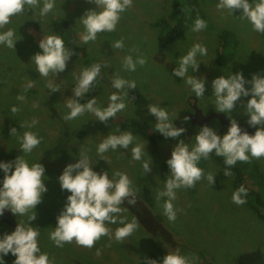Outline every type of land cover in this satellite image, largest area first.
Masks as SVG:
<instances>
[{"label":"rangeland","instance_id":"1","mask_svg":"<svg viewBox=\"0 0 264 264\" xmlns=\"http://www.w3.org/2000/svg\"><path fill=\"white\" fill-rule=\"evenodd\" d=\"M174 1L177 0H132L131 6L120 14L113 31L98 32L96 39L87 43L80 41L83 26L78 17L85 10L95 8L92 0H55L53 10L44 17L39 15V5L26 6L0 28V31L11 28L19 36L14 48L0 44V159L12 160L20 154L29 162L39 160L47 177L44 180L47 190L34 210L17 217L8 210L0 215V234L10 232L17 222L27 224L29 213L35 211V218L29 223L38 229V246L48 254L52 264H145L146 255L157 246L166 252L178 250L189 259L190 264H264V217L257 212L260 210L264 214V206L255 211L245 198L243 204L233 203L231 194L236 189L234 174L229 171L226 176L225 167L216 162L213 155L208 154L204 158V165L198 164L202 169L200 180L189 188L175 190V199L172 200L176 212L174 220L169 221L163 214L165 198L157 199V192L163 189L165 182L160 166L166 164L165 159L170 155L172 146L179 139L191 146L194 133L205 125L192 120L193 104L209 117L206 124L218 134L227 129L228 124L213 115L216 111L212 103L214 97L211 96L212 78L223 71L227 74L228 70L233 73L239 70L246 79H250L253 73L264 74V31L255 32L246 18H240L242 9H233L232 14L226 9H218L217 0H180L182 15L199 9L206 27L193 32L190 24L179 39L161 46L159 30L153 23L171 12ZM59 18L69 23L72 35L67 38L75 40V49H78L76 45L80 46L82 53L76 52L63 40L65 48L71 52L65 69L47 77L39 76L29 58L40 51L38 41L44 34H56L52 26L53 21ZM230 28L233 43L229 45L233 56L225 65H220L216 58L219 50L223 52L226 40L219 39V35ZM117 39L123 41V47L112 49L110 43ZM193 43H200L206 48V55L198 58L206 64L201 61L197 71L192 73L205 77L204 96L198 100L183 80L172 75L171 71L178 56ZM126 54L132 55L133 59L142 56L145 62L137 65L134 71H127L122 67ZM94 63L101 64V72L95 87L77 98L81 103L95 95L97 106L105 107L108 95L117 91L111 87L114 76L134 81L136 93L129 94L127 87L119 90L125 107L112 117V121L101 122L89 112L67 120L64 117L68 109L64 101L72 94L75 77L81 68ZM28 81H32V86L26 88ZM49 81L59 89H48ZM18 95L23 99L17 100ZM247 98L241 96L233 110L223 114L228 121L235 119L254 132L255 126L249 127L243 113ZM147 104L163 107L175 126L185 128L180 136L163 140L157 145L130 131L134 136L133 143L146 144L141 160H152L150 171L145 172L141 161L131 158V145L129 150L117 148L104 153L107 162L98 159L95 148L105 135L129 131L118 126L120 118L146 121L154 133L160 134L154 130L155 117L148 114ZM13 105L17 107L15 113L10 111ZM185 116L189 119L184 120ZM33 119L36 124L30 130L40 137V143L30 153L23 154L17 139V135L25 130L20 128V124ZM11 127L17 128L16 135L9 134ZM82 151L93 163L96 161L94 170H119L128 175L131 198L135 203L123 201L118 215L123 216L126 222L135 220L136 227L130 235L117 241L112 232L118 225L106 223L109 233L101 236L91 248L80 246L75 241L57 247L49 240L48 233L55 226L56 216L68 194L67 190L59 187L57 176L64 165L74 162ZM250 158L256 161L263 173V176L257 174L254 188L264 202V157ZM209 175H213L212 183L207 179ZM133 205L142 209V215L133 209ZM3 259L11 264L14 256L5 255Z\"/></svg>","mask_w":264,"mask_h":264},{"label":"clouds","instance_id":"2","mask_svg":"<svg viewBox=\"0 0 264 264\" xmlns=\"http://www.w3.org/2000/svg\"><path fill=\"white\" fill-rule=\"evenodd\" d=\"M95 8L85 10L79 17L83 26L80 33V41L87 43L95 40L98 32H111L115 29L120 19V14L130 7L132 0H92ZM55 0H0V28L9 23L10 17L20 13L27 7L39 5V15L46 16L54 8ZM218 9H226L232 14L233 9H242L240 18H246L252 29L260 33L264 31V0H217ZM206 27V22L196 16L191 25V31L198 32ZM19 38L11 28L0 31V44L14 48L15 41ZM112 49L123 47V41L117 39L110 43ZM40 51L30 56L29 61L34 65V71L39 76L47 77L50 73L56 74L65 69L66 61L71 52L65 46L63 39L56 34H44L38 41ZM206 55V48L200 43H193L184 54L179 55L172 75L179 77L188 86L189 90L197 98L204 96L205 77H197L196 72L199 63ZM142 56L126 54L122 60V67L127 71H134L137 65L144 64ZM204 62V61H203ZM205 63V62H204ZM206 64V63H205ZM191 69V74H189ZM101 72V64L94 63L81 68L75 83L71 89V95L64 101L68 109L65 119L72 120L84 112H89L101 122L107 121L125 105L120 97L119 90L127 87L135 88V82L125 80L121 76H114L111 87L117 91L108 95V103L105 107L97 106L95 95L81 103L77 98L83 97L91 88L95 87L97 77ZM249 84V87H245ZM32 86L28 81L27 87ZM212 103L216 112L226 113L233 110L235 102L241 96L248 97L243 105V113L246 114L249 127L255 126L252 134L241 129L235 119H229V124L223 134L211 126L201 125L194 133V142L189 146L183 139H179L172 146L170 155L165 159L168 167V177L164 187L157 192V199L164 197L162 205L163 214L169 221L175 219L176 212L172 200L175 199V190L189 188L195 181L200 180L202 169L198 166L201 158H206L210 152L223 157L226 166H232L237 161H247L250 157H264V74L253 73L250 79H246L241 71L235 73L223 71L222 74L212 78L210 82ZM47 88L51 91L59 89L51 81L47 82ZM23 96L18 95L17 100ZM15 113L17 107H10ZM148 114L155 117L154 130L164 138H176L185 131L183 126H175L173 120H169L168 112L156 104H147ZM184 120L189 117L185 116ZM36 124L33 119L30 122L20 124L25 130L17 135L20 153L27 154L40 143V137L30 129ZM17 128L9 129L10 135L17 134ZM134 136L130 131L110 132L100 140L95 148L98 159H103L104 153L111 150L130 148L133 160L141 161L145 172L150 171L152 160H141L142 152L146 151L145 145L133 143ZM107 162V161H106ZM93 163L86 152L82 151L74 162L64 165L57 176L59 187L67 190L65 202L56 216V224L48 233V238L57 247L64 243L75 241L76 244L91 248L101 236L107 235V224H117L112 235L117 241L130 235L136 227L135 220L125 221L121 213L120 205L123 201L128 204L135 203L131 198V181L128 175L122 171L94 170ZM228 176L229 169H223ZM0 215L8 210L14 216H23L30 209L34 210L40 202L42 194L47 190L44 180L47 178L42 163L29 162L24 155H17L12 160L0 159ZM210 183L213 175L207 176ZM247 189L237 187L231 194L233 203L240 205L245 202ZM35 218V211L28 215V223H16L10 232L0 234V264H6L3 257L13 255L11 264H52L46 252H42L38 246V229L29 221ZM97 254L99 250L97 249ZM145 264H190L189 259L180 254L178 250L167 251L159 261L149 258Z\"/></svg>","mask_w":264,"mask_h":264},{"label":"trees","instance_id":"3","mask_svg":"<svg viewBox=\"0 0 264 264\" xmlns=\"http://www.w3.org/2000/svg\"><path fill=\"white\" fill-rule=\"evenodd\" d=\"M180 6H182L180 0H177L176 2L174 1L171 12L161 16L153 23V25L159 30V43L161 46H165L171 43L172 41L179 39L182 34H184L189 25L192 24L196 16H199L203 19V13L200 12L199 9H195L194 12L190 14L188 13V15H182L183 13L180 12ZM186 11H188V9ZM52 28L53 31L57 35H59L68 46L75 49V45L73 43L77 42L75 40L67 38L71 34V32L69 29V23L65 19L59 18L54 20ZM231 31V28L225 29L219 35V39L226 40L223 52H220L219 50L216 58L217 63L220 65H225L227 61L230 60V58L233 56V51L230 50L229 45L230 43H233L231 40ZM76 47H78V49H75L76 52L82 53L80 46L76 45ZM127 90L129 94H132L134 92L136 93L135 88H127ZM108 119L112 121V117ZM117 124L122 129H127L133 133L140 134L143 138L155 145H157L163 140L173 139H166L161 134L154 133L151 129L150 124L143 120L120 118L119 121H117ZM209 154L213 155L216 162H218L221 166L228 168L229 171L234 174V182L236 188L239 186H243L247 189V193L244 198L255 211L259 210L260 206H264V202H262L261 195L259 197L258 192H256L254 188L256 186L254 183H256V180H258L257 174L261 173V176H263V173L261 172L255 160L249 158V160L247 161H237L232 166H226L223 163V157L215 155L214 152H210ZM204 163V158H201V160L198 161V164L200 166L204 165ZM160 171L162 178L165 180L169 175L167 165L162 164L160 166ZM255 200H257V202H255ZM133 209L141 213V209L139 206L133 205ZM257 212L260 217H264V214L261 213L262 211L259 210ZM165 253L166 251H164L161 246H157L152 252L146 255V261L149 258L156 259L157 261H159ZM6 264H8V262H6Z\"/></svg>","mask_w":264,"mask_h":264},{"label":"water","instance_id":"4","mask_svg":"<svg viewBox=\"0 0 264 264\" xmlns=\"http://www.w3.org/2000/svg\"><path fill=\"white\" fill-rule=\"evenodd\" d=\"M224 124H229V121L227 120L226 116L223 113H214ZM192 120L194 122L200 123V124H206L209 121V117L204 115L201 110L196 109V111L190 115ZM242 130L247 131L249 134H252L253 132L244 125L239 124Z\"/></svg>","mask_w":264,"mask_h":264},{"label":"flooded vegetation","instance_id":"5","mask_svg":"<svg viewBox=\"0 0 264 264\" xmlns=\"http://www.w3.org/2000/svg\"><path fill=\"white\" fill-rule=\"evenodd\" d=\"M197 106V105H196ZM198 107V106H197ZM196 111V107L195 105L193 104V107H192V114ZM203 113V112H202ZM216 113V112H214ZM204 114V113H203ZM205 115V114H204ZM141 209V208H140ZM137 211V210H136ZM140 215H142L139 211H137ZM141 212H142V209H141Z\"/></svg>","mask_w":264,"mask_h":264},{"label":"bare ground","instance_id":"6","mask_svg":"<svg viewBox=\"0 0 264 264\" xmlns=\"http://www.w3.org/2000/svg\"><path fill=\"white\" fill-rule=\"evenodd\" d=\"M213 115H215V114H213Z\"/></svg>","mask_w":264,"mask_h":264}]
</instances>
